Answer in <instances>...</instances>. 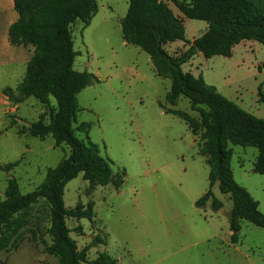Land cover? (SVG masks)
<instances>
[{"label": "rangeland", "instance_id": "obj_1", "mask_svg": "<svg viewBox=\"0 0 264 264\" xmlns=\"http://www.w3.org/2000/svg\"><path fill=\"white\" fill-rule=\"evenodd\" d=\"M164 1L184 19L189 41L205 32L207 22L185 18L174 0ZM97 3L98 12L88 27L83 29L80 21L71 26L77 53L73 67L99 78L79 93L81 110L73 127L77 137L99 145L115 174L125 171V181L120 188L110 183L91 190L79 174L66 184L65 205L81 204L91 208L93 215L92 219L68 218L71 236L80 249L90 246V259L107 253L119 264H264V228L243 220L238 241L233 242L229 225L233 202L218 183L212 190L223 207L215 210L211 201L196 206L210 188V167L200 154L202 134L194 135L185 120L167 113L164 107L196 118L199 113L191 109L186 96H181L176 106L168 104L170 79L156 74L145 51L124 42L120 21L127 14L129 1ZM17 17L13 0H0V200L5 198L9 178L15 177L20 191L27 194L45 181L48 168L71 152L70 144L57 146L51 134L39 138L20 132L23 125L43 114L49 123L47 105L34 97L16 104L4 93L5 88L15 89L22 81L34 52L30 45L9 41L8 29ZM188 47L183 40L165 45L171 55ZM190 60L183 64L184 71L192 68L196 76L204 72L209 82H224L227 89H221L222 94L264 118L263 45L255 53L236 51L233 58L195 55L191 65ZM51 105L58 108L54 96ZM82 122L90 124L88 132L76 129ZM229 149L235 180L259 201L264 212V174L254 170L258 149L232 143ZM10 163L13 166L7 169ZM49 208L48 199L43 198L20 214L23 224L12 247L0 252V264H58L46 252L51 243ZM248 252L250 259L245 256Z\"/></svg>", "mask_w": 264, "mask_h": 264}, {"label": "trees", "instance_id": "obj_2", "mask_svg": "<svg viewBox=\"0 0 264 264\" xmlns=\"http://www.w3.org/2000/svg\"><path fill=\"white\" fill-rule=\"evenodd\" d=\"M128 1L127 14L120 21L124 42L145 51L156 74L170 79L168 104L176 106L179 98L186 96L191 100V109L199 113L196 118L186 111L163 106L167 113L185 120L194 135L202 134L200 154L206 157L210 167V188L195 202L196 206L211 201L215 210L223 207V201L212 190L218 183L221 192L230 194L233 202L229 215L233 242L238 241L243 220L264 228V212L259 201L234 178L229 149V143L256 147L258 158L254 170L264 174V118L243 109L216 86L208 84L202 75L196 76L182 67L199 51L206 58L231 57L233 48L242 41L256 40L264 46V0H194L192 3L174 0L185 18L208 24L205 32L193 41L186 38L184 19L166 1ZM13 4L18 17L9 26V41L14 45H30L34 52L22 81L15 89L5 88L4 93L16 104L34 97L47 105L50 122H46L43 114L37 121L23 125L20 132L39 138L51 134L57 146L70 144L71 152L55 167L48 168L45 181L27 194L20 191L15 177L9 178L5 198L0 200V252L12 247L23 224L20 214L46 198L50 204L47 232L51 237L46 252L58 264H119L107 253L90 259V246L79 248L66 220L92 219V209L81 204L67 207L64 201L66 184L79 174L90 183L91 190L110 183L120 188L125 181V171L115 174L110 161L101 155L99 145L77 137L73 127L81 110L79 93L99 78L73 67L77 53L71 26L80 21L83 29L88 27L98 12L97 0H13ZM178 40L187 42L188 49L179 55L169 54L165 45ZM51 96L57 99V109L51 105ZM89 128L86 122L76 127L82 132H88ZM12 166L10 163L6 168ZM97 239L103 242L100 237Z\"/></svg>", "mask_w": 264, "mask_h": 264}, {"label": "crops", "instance_id": "obj_3", "mask_svg": "<svg viewBox=\"0 0 264 264\" xmlns=\"http://www.w3.org/2000/svg\"><path fill=\"white\" fill-rule=\"evenodd\" d=\"M262 45L260 42L256 41V40H246V41H242L241 43L237 44L234 48H233V55L230 58H233L234 54L236 53V51L240 52L241 54H246L247 52H251V53H255L257 49L262 50ZM196 56L200 57V58H205V56L199 51ZM194 58V57H193ZM193 58L190 60V65L193 62ZM260 66V65H258ZM187 71L192 72L194 75H196V73L193 71L192 68L188 69ZM200 75L203 76V78L205 79V81L208 84H212L214 86L217 87V89L221 92L224 93L222 90L223 89H227V84H225L224 82H209L207 79L206 74H204V72H202ZM222 89V90H221ZM225 95V94H224ZM226 96V95H225ZM227 97V96H226ZM230 233L232 234V231L230 230ZM238 244V243H236ZM239 246L235 245V249H238ZM245 256H247L248 259L251 258L250 253L248 252Z\"/></svg>", "mask_w": 264, "mask_h": 264}]
</instances>
